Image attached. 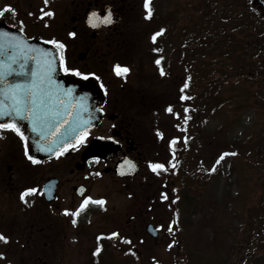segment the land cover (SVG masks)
I'll return each instance as SVG.
<instances>
[{"label":"rangeland","instance_id":"1","mask_svg":"<svg viewBox=\"0 0 264 264\" xmlns=\"http://www.w3.org/2000/svg\"><path fill=\"white\" fill-rule=\"evenodd\" d=\"M4 1L10 3L15 10L26 13L27 11L34 12L41 4L37 1L35 6L33 0ZM202 1L156 0L157 12L160 10L163 12L165 8L175 12L173 19L177 33L172 37V41L174 46L178 47L180 54L177 66L169 55L168 41L165 42L164 52L172 64L163 60L167 65L168 79L162 83L153 78H158L157 66L151 61L153 54L148 51L150 48L148 37L150 40V33L156 30L157 21L151 20L150 17L146 18L148 9L144 6L145 0L133 2L132 10L127 12L126 17L131 22L130 35L126 41L123 40L122 47L111 49L113 60L107 65L108 68L111 67L112 70L114 65L124 63L121 66L124 65L129 69L125 76L129 78L128 82L130 81V84L125 87L129 91L120 88L118 84L115 85L118 92L113 91L111 99L113 102L115 98L117 99V105L123 107V114L132 113L135 116L137 138L139 142L143 143L142 147L145 150L146 170H151L156 182L145 184L146 177H142L141 181L139 178L123 184L121 181H113L107 176H98L92 181L91 197L93 200H99L100 198H96L97 196L101 197L100 200L104 201V205L94 203L93 206L95 208L98 206L111 208L112 220L106 224L101 222L99 216L96 215L93 218L94 223L90 226L69 227L66 236H64L65 225L61 224L59 213H50L39 202H35L36 205L27 209L19 198V189L25 185V178L22 174L25 163L21 159L20 148L16 145L11 146V162L8 160L7 163L10 162L12 166L17 163V188L15 186L9 191V196L5 197L0 185V233L7 237L11 233L10 229H14L13 234H15L10 236L11 238H8L7 242L0 243V253L3 251L6 254L5 259H10V264H87L93 262L90 251L94 247V241L99 232H105L109 236L111 242L109 244L113 246L109 248L110 252L102 258L103 264H176L180 263L182 257L183 261L188 263L189 252L182 250V247L186 246L182 241L183 230L180 232L179 227L176 226V232L175 230L170 231L172 223L173 225L175 222L176 225L179 224L175 219L178 215L177 205H174L176 199L174 184L176 182L178 184V181L173 180L175 167L173 166L172 148L174 146L170 145V141L174 138H177L178 141L175 145H185L188 139L194 142L195 149L191 156L193 160L191 159L187 163H189V172L194 175L195 184H198L199 180L201 182V197L191 201V210L187 207L188 205H182L185 218L190 210V217L186 218V222L194 221L193 225H186V230L191 232L192 229L197 234L201 231L198 227L200 224L208 226V222H196L194 216H199L201 212L200 216L206 217L207 208L201 207L200 212L198 208L201 205L210 204L211 198L212 205H210L217 210L218 218L216 220H220L232 232H235L237 234L235 238L239 243L234 248V245H225V242L222 253L220 248L217 249L219 257L224 258L225 254L228 255L227 257L232 255L229 264H254L253 260L259 256L264 259V164H258L253 159L255 156L248 158V154L243 148H237L239 153L236 150L235 155L237 156L232 159L231 164L224 155L231 152L229 141L251 144L252 140L249 141V144L248 140L250 136L257 134L253 132L255 128L253 124L258 115L251 106L237 107L236 103H239L238 99L240 98L235 99V96L242 97V94H237L235 89H231L233 82L227 79L221 86L224 91L222 90L218 82L220 72H218L219 65L216 58L210 56L206 50L202 52L201 47H196V42L201 41L202 38L200 24L202 14L206 12V10H202ZM208 1L210 2V0ZM229 1L236 3L240 1L246 8L252 6L250 0H227L224 2L229 5ZM210 5L214 6L213 1ZM28 6L32 8L26 9ZM52 8L55 9L56 15L48 23V27L43 25V35H53L61 39L70 26L68 15L73 14V10L66 1L55 3ZM237 8L238 5H236ZM215 10L213 12H217L218 8ZM160 16L159 12V18ZM34 18V16L30 17V21H35ZM65 21L68 24L65 25ZM70 33L74 32L68 31L69 39L66 38V40L73 53L76 51V42L81 34L77 32L75 35H70ZM182 54L189 56L181 59ZM192 56L193 63L184 65V62L189 61ZM73 57L77 58L75 54ZM73 57L68 56L69 65L73 64L75 69L78 68L77 66L81 67L82 62H74ZM230 69L225 72H229ZM90 70L97 75V72L101 71V67H97L95 62V68ZM106 73L107 70L104 71L103 76L108 79ZM115 78L117 77L113 76V79ZM231 80H233L232 77ZM215 84L219 85L218 93L223 94V97L217 101H215L214 95L217 92ZM177 86H179L180 96L185 97L179 102V109L175 104V101L178 102L175 93ZM160 87L164 89L162 97L160 96L162 93ZM142 88L146 89L143 91L144 93H137ZM225 102L229 104L224 105ZM169 106L172 108L171 112L167 110ZM226 117L229 119L228 123L223 122ZM258 118L261 122L262 119ZM104 125L101 129H104ZM218 129H222V132H219ZM158 133H161L162 136ZM186 152L190 153L187 148ZM222 155L223 159H220ZM218 159H220L219 163H217ZM149 161L164 164L167 172L172 176L165 178L162 174L156 175L148 166ZM230 165L234 168L232 171ZM217 168L219 172L214 178L212 174ZM6 172L4 165L2 166L0 162V176H5ZM128 184L136 192L129 189L126 193L127 187L125 188L124 185L128 186ZM135 184H139V186ZM166 186L169 199L163 200L157 193L160 189H166ZM140 189H142V193ZM147 194L152 195V199L147 202L146 206H153V208L151 211L144 210L142 215L144 223L142 222L141 228L137 224L136 232H132L133 225L127 224L129 222L127 214L135 212L138 205L145 204ZM80 205L81 203L76 201L64 206L72 212ZM191 213L194 214L191 215ZM42 214H46L51 219L53 227L49 231L45 230L41 234L35 235L36 237H31L28 221L34 217L40 219ZM149 221L160 228L161 234L157 239L152 240L143 230L144 225ZM113 232L118 235L110 237ZM125 234H128L129 238L132 237L129 246L123 244L126 243ZM170 234L174 237L168 239ZM201 235H204L203 231H201ZM177 236L179 244H177ZM121 238L125 240L122 241ZM30 240L36 242L35 247L29 246ZM248 257L251 259L248 260ZM3 261L0 256V264H3ZM261 264H264V261Z\"/></svg>","mask_w":264,"mask_h":264},{"label":"flooded vegetation","instance_id":"2","mask_svg":"<svg viewBox=\"0 0 264 264\" xmlns=\"http://www.w3.org/2000/svg\"><path fill=\"white\" fill-rule=\"evenodd\" d=\"M134 1L135 0H70V6L73 10V14L68 15L70 26L60 40L55 39L64 45L63 48H59L64 57H73L75 54L77 58L73 57L74 62H82L81 67L77 66V69L73 67V64H70L68 68L75 69L82 73L83 76L87 77L90 76V74H94L90 69L95 68V62L97 67H101V71H98L99 73L97 72L96 76L101 79L103 88H105L106 103L103 107L105 115L99 127L90 133H85V135L82 136L83 142H81V137L59 154H56L49 159H38L36 160L37 163H33L25 155L26 141H22L20 136L12 129H0V162L2 163V166L4 165V169L7 171L5 176H0V185L2 187V191L4 192V196H9V191L17 185V163L14 166L10 163V147L16 145V147L20 148L21 159L25 163L22 169V174L25 178V185L19 189V195L26 188L35 187L38 189L36 193L29 194L25 197V200H22L24 206L29 209L36 205L35 202H39L45 209L50 211V213H59L62 222L61 224L65 225L63 228L64 236H66L65 234L67 233L66 231L69 227L77 228L84 227L86 225L90 226V224L94 223L93 218L96 217V215L99 216L101 222L103 221L106 224L112 220L111 208H101L100 206L95 208L93 206L94 203L91 201L79 212L77 216L73 217L71 213L75 212L78 208H80V206H77L74 211H69L68 214H65V204H71L76 201L82 203L87 197H91L92 181L98 176H107L111 180H119L123 184H127L128 181H135L139 178L141 181L142 177H146L145 184H147V182H150L151 184L156 182L154 176H152V172L150 170H146L147 165L144 161L145 150L142 147L143 143L139 142L137 138L135 116L132 113L123 114V107L117 105V99L115 98L114 102L111 99L113 91H115V93L118 92L115 85L118 84V86L122 89H124L125 86H123V81L119 83L117 78L113 79L114 75L110 69L111 67L108 68L107 65H109L113 60L111 49L113 50L115 47H122L123 40L126 41L130 35L129 26L131 25V22L128 21L126 17L127 12H131ZM5 5L11 4L5 2L4 0H0V9H3ZM107 6H110L111 10L118 13L121 22L110 30L99 28L97 32H94L93 30L87 28V24L85 22L87 10L91 9L97 12L99 16H104L107 12ZM11 7L13 8L12 5ZM19 18L20 16L16 17L11 11H6L0 15V20L6 22L8 25L16 26L14 23L18 21L21 24L22 22V25H24L25 28L19 25L18 28H22L27 36H37V38L48 40L45 35H42L44 30L40 25H31L27 18ZM64 23L65 25L68 24L67 21ZM68 30H71L74 33L80 32L81 34L80 37H78V42H76V51L73 53L70 51L71 48L67 45L68 41L66 38L69 39L67 34ZM53 45L56 46L55 44ZM78 55H83L84 58L79 59ZM176 56L177 55H175L174 58ZM105 70H107L106 77H108V79H105L103 76ZM71 72L76 74L75 71ZM23 74H28V72L19 74L1 73L0 77L2 78L0 79H6L7 81L1 82L0 91H7L10 86L15 84L30 87L32 85L30 81H25L24 79L17 80L18 76H23ZM12 78L15 80L10 81ZM162 81H165L164 77L162 78ZM125 90L129 91L127 88H125ZM144 90L146 89H139L137 93H144ZM175 92H178V86L176 87ZM163 93L164 92L161 93V97L163 96ZM4 122L8 121L3 120L2 123ZM103 125L104 129H101ZM93 137L103 139L101 143H105L113 149H116V153L114 152L109 158L105 159L99 157L86 160L82 159V152L93 140ZM120 159H125V161L132 160V162H135L138 167V174L118 177L115 173V165ZM8 160H10L9 163H7ZM136 186H139V184ZM124 187H127L126 193L129 189L132 192H136V190L131 188L129 184L128 186L124 185ZM79 189L82 190V193H79ZM140 191L142 193V189H140ZM147 195V201L145 204L142 203L138 205L135 212L132 211L127 214L129 221L127 224L133 225L132 232H136L137 224L141 228L142 222L144 223V218L142 217L144 210L148 209L151 211L153 208V206H146L147 202H150L152 199V195ZM96 198L101 199L99 196ZM74 218L76 219L75 225L72 223ZM102 225L104 224L102 223ZM28 226L31 237H36L35 235L41 234L45 230L49 231L52 229L53 224L51 219L46 214H42L40 219L35 217L30 218ZM126 227L128 228L127 225ZM10 232L11 233L8 234L7 238H11L15 235L13 234L14 229H10ZM105 235L107 237V243H111L109 236H107L105 232H99L95 238L94 246L97 245L98 242L102 243ZM125 235L127 237V241L132 240V237L129 238L130 236H128V234ZM97 237H100V239L98 240ZM29 244V246L35 247L36 242L30 240Z\"/></svg>","mask_w":264,"mask_h":264},{"label":"trees","instance_id":"3","mask_svg":"<svg viewBox=\"0 0 264 264\" xmlns=\"http://www.w3.org/2000/svg\"><path fill=\"white\" fill-rule=\"evenodd\" d=\"M211 11V10H210ZM210 11H207L206 17H210ZM224 18L230 19L228 23H234L232 20L234 16L224 14ZM215 18V17H214ZM214 18H210L206 23L205 26L200 27L201 29L207 28L210 30L209 32V50L210 56L216 58V61L219 65L220 75L218 77V82L220 83V87L224 85L225 79L233 82L231 85V89H235L237 94H242L238 99L239 103L237 104L238 108H245V107H253L257 113V119L255 120L253 127L254 133H257L255 136H250L248 140H252L249 144H240V142L235 143L229 141L231 144V152L226 153L225 155L230 164L232 159L236 157L235 155L237 148H243L245 153L248 154V158L251 156H255L253 159L256 162L264 164V29H260L259 26L255 29V34L253 35L256 37V41L253 40L251 35H249V28L250 26L246 23L245 28L241 29L239 32H232L233 34H227L224 26L228 25L222 23L220 25L216 21H211ZM162 19H168L167 16L162 17ZM161 20H159L160 22ZM162 25H165L163 21L161 22ZM205 27V28H204ZM247 32V33H246ZM225 33L226 35H223ZM215 64V63H214ZM231 68V69H230ZM229 72H225L229 70ZM231 77L233 80H231ZM219 86V85H218ZM218 86L215 84L217 88V92L214 93L215 101L219 98L223 97V94L218 93ZM243 89H242V88ZM224 91L223 87H221ZM257 90V92H256ZM220 91V90H219ZM237 95L235 96L236 99ZM262 119L260 122L259 118ZM223 119V122L228 123L229 119ZM222 129H218L219 132ZM177 143V142H175ZM172 148L173 152V166L175 167L174 172V181L177 182L174 184L176 188V208L178 209L177 219L183 230L182 236L184 237L182 241L186 244V246L182 247L183 251L189 252L188 263L183 261L184 264H229L230 257L225 254L224 258H220L217 249L220 248L221 253L223 252L224 243L225 245H234L237 246L238 241L235 237L237 234L232 232L230 228L226 224H223L220 220L217 221V210L212 205V199L210 198V204L207 206H199L198 210L200 212L201 207H206L207 212L206 217H201V212L199 216H194L195 221L199 222H208V226L200 224L201 231H203L204 235H201V231L197 234L191 229V232L186 230L187 224H192L194 221H190L189 223L186 222V218L190 217V210L191 201H195L196 198H200L201 192V182L199 180L198 184H195L193 180L194 175L189 172V163L191 158L192 152H194L195 144L192 140L188 139L185 142V145H175ZM247 143V142H246ZM235 148H233V147ZM248 146V148H246ZM187 151L190 152L187 154ZM234 153V154H233ZM237 153L239 151L237 150ZM234 168L230 165V170L232 171ZM218 168L215 169L212 174L214 178L217 177ZM209 177V176H208ZM203 178V177H202ZM188 205L187 207L189 213L187 217H184V208L182 205ZM194 213H191V215ZM222 220V219H221ZM192 222V223H191ZM185 229V230H184ZM187 238V240H186ZM251 243V242H249ZM251 259V257H248ZM256 263H260L264 261V259H257ZM254 261V260H253Z\"/></svg>","mask_w":264,"mask_h":264},{"label":"water","instance_id":"4","mask_svg":"<svg viewBox=\"0 0 264 264\" xmlns=\"http://www.w3.org/2000/svg\"><path fill=\"white\" fill-rule=\"evenodd\" d=\"M257 2L261 3V0ZM114 21H118L116 14L111 15V23L104 24L110 27ZM101 24L103 23L97 24L96 27ZM6 31L0 25V34H3L0 39L3 47L0 49L4 48L0 53V71L10 74L28 72L23 76L31 80V84L37 85H40L41 78H44L41 93L47 103L38 112L40 114L38 121H47V125L32 128L27 136L29 153L37 159L49 158L100 123L103 116L101 107L105 101L104 94L93 78L83 80L65 74L58 51L53 46L35 39L29 40L16 30H11L9 34ZM17 40H23L24 43L17 46ZM5 110L10 111L7 106ZM14 117L19 116L10 112L8 119ZM1 118L3 116H0V122ZM89 145L82 153L84 160L91 157L105 159L116 153V149L101 143L98 139H93ZM116 166L119 176L138 172L137 168H132L123 160ZM146 229L152 236L158 235L153 226L148 225Z\"/></svg>","mask_w":264,"mask_h":264},{"label":"snow or ice","instance_id":"5","mask_svg":"<svg viewBox=\"0 0 264 264\" xmlns=\"http://www.w3.org/2000/svg\"><path fill=\"white\" fill-rule=\"evenodd\" d=\"M44 4L47 5L48 4V0H44ZM145 8L148 9V12L146 14V18L150 17L151 15V10L149 7V0H145ZM6 11H11V12H15V9H13L11 7V5H5L3 9H0V15H2L4 12ZM41 12V16L40 18L42 19L45 16H51L53 15V13L51 12V10L49 11H44V9H40ZM97 22L99 23H111V12L107 13L105 16L100 17L99 14L97 12H92L89 14V18H88V23L90 25H92L93 27L97 26ZM22 24V22H21ZM21 31H23V29L21 28ZM163 31V29L161 30ZM70 35H75V33H70ZM156 35H159V33L154 34L153 36V40H155ZM3 34H0V39H2ZM17 46L22 45L24 42L23 40H17ZM49 43H53L55 44L58 48H63L64 45L60 42V41H49ZM0 47H3V44L0 43ZM61 62L63 63V60H61ZM159 60H157V64H159ZM49 63V67H50V61ZM8 67H11V64L8 65ZM66 72H71V71H75L77 75H83L82 73H80L79 71L75 70V69H70V68H65L64 69ZM113 70L115 71L116 75H122L124 73H126L127 71H129L127 69V67H122L120 64H116L113 66ZM163 71V70H162ZM90 75H95V74H90ZM2 78V77H0ZM97 79H99V77H96ZM44 82V78H41L40 81V85H37L35 83H33L30 87H25L23 85L20 84H15L10 86L7 89L6 92V96L8 97V99L11 100V104L8 105L7 107L10 109L9 110H5V104L3 101H0V116H9L10 112L11 113H15L16 116H24V113L27 112L28 113V117L25 118H29V117H34L35 119H39V117L35 116V111L37 110V100H38V96L37 93H40L43 91L41 85ZM186 86V85H185ZM181 99H185L184 96H181ZM40 103L42 104L43 101L41 100ZM169 112L172 111L171 106H169V108L167 109ZM185 111H187V109H185ZM68 114V113H66ZM65 123H67V121H65ZM0 129H12L14 132H16L22 141H26V137L24 136V133L21 131V129L18 127V125L15 123L14 119H10L8 122H4V123H0ZM158 135H161V133H158ZM177 138H174L172 141H170V145L174 144ZM81 142H83V137L81 138ZM26 150H25V155L28 157L29 160H31L33 163H37V161L31 156L28 155V151H27V145H25ZM48 151H51V149H48ZM234 154V153H233ZM227 155V154H224ZM220 159H223V155L220 157ZM220 159L217 160V163L220 162ZM127 163L134 168V162L131 161H127ZM148 166L152 169V171L157 172L160 169H163L164 171H167V168L165 167L164 164L162 163H153L151 161L148 162ZM214 170V168H213ZM38 191L37 188L33 187V188H26L23 192H21L20 194V198L21 200H25V197L29 194L32 193H36ZM166 198V197H163ZM92 203H96V204H103L104 201L103 200H93L92 197H87L80 205V208H78L75 212H72L71 214L73 215V217L77 216L79 214V212L84 209L86 207V205L89 202ZM69 210L65 209V214H68ZM72 223L75 225L76 224V219L74 218L72 220ZM118 233L113 232L110 234V237H115L117 236ZM7 237L4 236L2 233H0V240H3L5 242H7ZM97 239L99 240L100 237H97ZM124 239V238H121ZM128 243H131L130 240L126 241ZM101 251L100 247H97L96 252L99 253ZM129 251H131V249H129ZM3 254L0 253V256H2Z\"/></svg>","mask_w":264,"mask_h":264}]
</instances>
